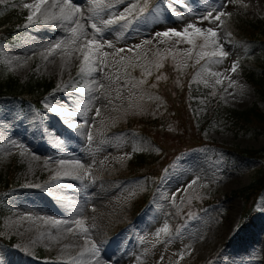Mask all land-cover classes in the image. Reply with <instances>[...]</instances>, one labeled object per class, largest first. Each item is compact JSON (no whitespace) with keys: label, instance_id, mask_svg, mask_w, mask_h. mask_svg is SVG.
<instances>
[{"label":"rangeland","instance_id":"obj_1","mask_svg":"<svg viewBox=\"0 0 264 264\" xmlns=\"http://www.w3.org/2000/svg\"><path fill=\"white\" fill-rule=\"evenodd\" d=\"M25 3L35 0L0 3L4 19H25L24 33L15 42L0 44V63L20 81L35 75L54 87L41 108L30 102L22 107L12 97L0 98V180L14 161L23 167L15 188L1 200L7 213L0 220V237L6 240L0 242V264H264V190L247 215L243 198L235 194L248 187L263 166L260 158L240 149L264 147V134L236 133L216 106L219 98L223 106L233 109L258 104L264 110L258 90L240 69L241 59L259 60L261 52L250 50L232 31L244 14L264 16V0H242L222 9L231 14L221 18L223 25L217 29L228 53L222 63L199 59L201 37H192L193 43L188 44L155 34L182 30L207 11L215 9V15L224 0L179 4L160 0L147 18L136 19L138 7L146 8L149 0L144 4L142 0H98V5L93 0H71L81 9L80 24L88 38L103 45L93 52L109 53L99 57L103 64L91 76L79 72L82 41L70 43L74 25L43 22L50 13L59 15L53 0H45L31 22L26 19L30 10ZM121 13H126V20L107 27L101 23ZM93 22L103 29L95 36ZM197 26L216 28L208 21ZM58 43L61 47L54 49ZM169 51L179 61L180 73L195 71L192 82L197 94L191 98V112L197 127L204 121L211 123L201 134L214 145L177 155L159 177L136 175L142 161L161 158L164 149L136 135L132 119L146 108V101L160 106L161 99L136 90L124 67L138 59L155 63L156 56ZM233 62H238L236 72L231 71ZM207 69L220 75H210ZM163 123L171 124L166 119ZM75 161L83 167L77 168ZM142 199L147 201L144 209ZM208 199L212 201L200 211L199 200ZM76 220L85 221L86 235L73 223ZM93 242L98 251H91Z\"/></svg>","mask_w":264,"mask_h":264},{"label":"trees","instance_id":"obj_2","mask_svg":"<svg viewBox=\"0 0 264 264\" xmlns=\"http://www.w3.org/2000/svg\"><path fill=\"white\" fill-rule=\"evenodd\" d=\"M151 1L156 2V0ZM145 2L146 0L142 1L143 4ZM2 9L3 6H0V13ZM138 9L142 11V6H139ZM139 15H141L140 12ZM24 21L23 16L4 19V16L0 15V44L15 42L19 35L24 33L25 29L22 25ZM233 26L232 31L236 37H239L243 43L245 42L250 50L256 49L261 52L259 60L248 56L241 59L240 69L243 78L254 85L260 94V99L264 102V16L252 18L244 14L234 22ZM238 32L241 36H238ZM139 62H143V64ZM124 68L127 69H125V74L129 75V80L133 81L141 93L145 95L157 94L161 99L160 106L151 100L144 101L146 108L136 112V117L134 116L132 119L131 127L139 137L153 140L164 149L161 158L145 159L138 165L141 175L159 177L164 174L165 168L172 163L177 155L197 147L214 145V143L204 140L201 134L211 123L204 121L201 126L197 127L194 114L191 112V98L197 94V89L192 82L195 73L192 68L180 73L179 61L175 60L170 51L167 55L156 56L155 63L148 64L144 60L138 59V61L128 63ZM0 73L5 77V81L0 82V98L3 96L12 97L20 101L22 107L30 102L35 107L41 108L45 96L54 87V83L35 75L30 76L27 81H20L11 73L9 74L1 63ZM157 77L160 79L158 80ZM216 106L219 115L222 113L226 115L232 124L231 128L236 133H247L252 130L264 134V110L258 104L246 108V110H239L223 106L218 98ZM128 116L130 115L128 114ZM165 119L171 124H164ZM240 152L247 156L260 158L263 164L254 181L248 187L235 193L243 198L244 214L247 215L254 208L253 206L264 189V147L257 150L240 149ZM22 168V165L14 161L7 176L0 180V220L7 213L1 204L2 196L15 187V178ZM210 201L212 199L201 200L200 204L205 206ZM139 202L141 205L146 203L143 199ZM0 242H6V240L0 237ZM8 243L13 245L11 241Z\"/></svg>","mask_w":264,"mask_h":264},{"label":"snow or ice","instance_id":"obj_3","mask_svg":"<svg viewBox=\"0 0 264 264\" xmlns=\"http://www.w3.org/2000/svg\"><path fill=\"white\" fill-rule=\"evenodd\" d=\"M4 2V0H0V3ZM182 0H175V3L179 4ZM45 3V0H35V3H25L23 6L26 9L30 10V14L26 17V19L31 22L33 20V17L36 16L38 13L41 12V6ZM228 3H239L242 4V0H224V3L220 5L221 10L216 11V14L213 15V11H207L205 15H202L198 18L196 23H188L182 30H176V29H167L163 32H158L155 35L160 37H177L181 38L183 40H186L188 44L193 43L192 37H201L204 41L202 45H200L201 51L198 53L199 59L207 58L209 61H214L215 63H222L223 60L228 56V53L223 50V45L219 42V32L218 28L223 25V20L221 19L224 16H230V13L224 12L222 9L226 7ZM93 4L98 5V0H93ZM52 7H58L59 8V15H56L54 13L48 14L49 18L45 19L44 23H51L53 20L58 21H67L72 23L74 26L71 27L70 31L73 34V39L70 41V43L75 44L77 40H81V48L79 49L80 54L82 56V61L79 65V72L85 73L87 71L88 75H92V73L98 71L97 65L103 64V60L99 57H107L109 53L107 52H93L94 49H100L103 45L95 38H88V33L84 30V26L80 24V16L82 15L81 9L74 7L71 4V0H63L62 3H59L58 0H53ZM246 7V5H245ZM90 11H95V9H90ZM131 9L126 10V12H130ZM85 19H88V17H85ZM118 20H126V13H121L119 17H114L111 19L103 20L101 23L104 26H111L114 23H116ZM204 21H208L210 24H216V28L213 27H207V28H201L198 27L197 24L203 23ZM219 22V23H217ZM91 29L94 30L93 36L98 35L102 32V28L98 27L96 23H91L90 25ZM108 47H113L111 42H106ZM61 45L58 43L54 46V49L60 48ZM211 48L210 51H205L204 49ZM131 50V49H130ZM119 52L125 51V49H119ZM93 55L97 56V59H93ZM123 59V58H122ZM199 59L197 60V63H199ZM238 67V62H233L231 71L236 72ZM210 75L213 76H219L220 73L212 72L211 69H207ZM118 79V77H117ZM159 80L160 77H157ZM93 83H98V81L93 80ZM217 83H220L219 80H217ZM234 83V81H233ZM103 84H99V88H103ZM89 91H94V89H89ZM53 112H58L60 109L58 108H52ZM99 108L96 109V114L99 115ZM86 122V121H85ZM77 128L80 127V125H76ZM89 140L92 139L91 135L88 137ZM61 164L64 163V161L60 162ZM75 164L77 168H82L83 165L80 161H75ZM84 174H88L87 170H85ZM65 175H68V173H65ZM77 179L80 178L79 174L75 177ZM59 223V222H57ZM75 225H78L80 227V230L83 234L88 233V227L85 224L84 220H76L73 222ZM69 232H72L73 229L69 228ZM91 251H98V249L95 246V243H92V249ZM182 258V257H181Z\"/></svg>","mask_w":264,"mask_h":264}]
</instances>
